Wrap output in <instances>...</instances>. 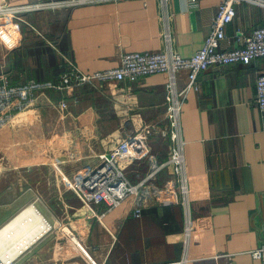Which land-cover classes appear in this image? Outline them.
Listing matches in <instances>:
<instances>
[{"label": "crops", "instance_id": "crops-1", "mask_svg": "<svg viewBox=\"0 0 264 264\" xmlns=\"http://www.w3.org/2000/svg\"><path fill=\"white\" fill-rule=\"evenodd\" d=\"M37 1L42 0H0V5ZM221 1L106 0L23 10L20 15L29 24L9 18L0 29V73L13 80H56L70 69L67 59L90 72L118 64L124 51L171 48L190 55L203 45ZM260 25L264 8L238 3L222 47L237 46L239 32ZM261 71L263 58L210 65L183 102L179 128L197 234L190 249L195 261L188 264H228L225 257L214 256L218 253H232L233 264H262L250 254L264 244V116L256 103ZM186 81V72L180 71L179 87ZM166 95L163 73L43 89L31 125L0 130V228L29 204L55 227L12 264H87L71 254L75 246L62 224L100 264L182 259L178 234L184 214L169 169L162 175L161 198H150L140 216L131 213L128 200L104 216L105 203L83 209L75 187L82 166L101 163L128 134L152 124L160 133L146 135L150 157L167 156L176 141L168 134L173 127ZM148 165L146 159L121 162L133 181Z\"/></svg>", "mask_w": 264, "mask_h": 264}, {"label": "built area", "instance_id": "built-area-1", "mask_svg": "<svg viewBox=\"0 0 264 264\" xmlns=\"http://www.w3.org/2000/svg\"><path fill=\"white\" fill-rule=\"evenodd\" d=\"M106 0H42L26 4H1L0 29L5 30V24L10 18L23 23L29 22L20 15L23 10L35 11L46 6H68L87 2ZM166 1V0H164ZM248 3L264 8V0H222L216 9L211 27L203 45L190 55H184L176 49L165 50H131L120 54L118 64L104 69L86 72L81 70L70 59V69L56 80H40L26 76L23 80H13L8 73H0V130L4 131L19 125H31L32 116L40 108L37 93L43 89L63 90L86 83H102L110 80L137 81L154 73L166 75V111L169 123L173 127L169 135L176 144L166 157L154 155L150 157V143L146 135L160 133L154 124L144 127L140 132H132L119 142L111 151L103 155V161L97 165H84L75 175V187L80 192L83 209L90 210L98 203H105V214L114 213L126 200L135 216L142 214L145 203L150 198L160 199L165 191L162 183L164 171L170 170L176 177V189L181 194L180 204L184 214V224L178 234L183 243L182 259L174 264H188L195 261L190 253L191 242L196 234V221L191 207V189L189 175L185 167L184 141L180 134V112L183 102L191 89L198 88V76L210 65H226L230 63L249 64L255 58L264 59V26H256L250 32H239V44L233 48L222 47L221 42L226 36V25L236 15L238 3ZM185 71L187 81L179 87V73ZM256 103L264 116V71L256 79ZM40 104V106H39ZM62 106H67L65 98L60 100ZM12 126V127H11ZM148 160V168L133 181L129 172L121 166V162ZM111 222V220H108ZM49 229L54 224L49 221ZM70 233L72 245L73 232ZM79 246V245H78ZM72 255H80L87 264H100L84 246L72 248ZM253 258L264 264V244L250 250ZM214 256L225 257L228 264H233L232 253H218Z\"/></svg>", "mask_w": 264, "mask_h": 264}, {"label": "bare ground", "instance_id": "bare-ground-1", "mask_svg": "<svg viewBox=\"0 0 264 264\" xmlns=\"http://www.w3.org/2000/svg\"><path fill=\"white\" fill-rule=\"evenodd\" d=\"M49 227V220L34 204L25 206L0 228V264H10L44 235ZM72 236L77 248L85 247L76 234Z\"/></svg>", "mask_w": 264, "mask_h": 264}, {"label": "rangeland", "instance_id": "rangeland-1", "mask_svg": "<svg viewBox=\"0 0 264 264\" xmlns=\"http://www.w3.org/2000/svg\"><path fill=\"white\" fill-rule=\"evenodd\" d=\"M66 225L65 224H62V227L65 229V231H67L68 229L65 227ZM52 230V229H51ZM51 230H48L47 232H50ZM70 233L69 231H67V235L70 237V235L68 234ZM74 251H72L73 253ZM71 253V252H70ZM13 262V261H12ZM12 262L10 264H12Z\"/></svg>", "mask_w": 264, "mask_h": 264}]
</instances>
